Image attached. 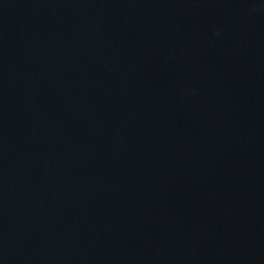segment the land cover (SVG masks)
I'll list each match as a JSON object with an SVG mask.
<instances>
[{"label":"water","instance_id":"water-1","mask_svg":"<svg viewBox=\"0 0 264 264\" xmlns=\"http://www.w3.org/2000/svg\"><path fill=\"white\" fill-rule=\"evenodd\" d=\"M0 264H264V0H0Z\"/></svg>","mask_w":264,"mask_h":264}]
</instances>
